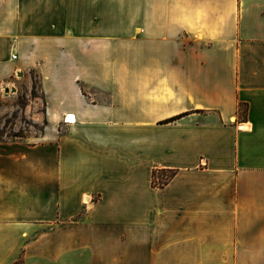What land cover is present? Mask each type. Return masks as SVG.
Returning <instances> with one entry per match:
<instances>
[{
	"label": "crops",
	"instance_id": "0c3cea01",
	"mask_svg": "<svg viewBox=\"0 0 264 264\" xmlns=\"http://www.w3.org/2000/svg\"><path fill=\"white\" fill-rule=\"evenodd\" d=\"M32 69L0 264H264V0H0V92Z\"/></svg>",
	"mask_w": 264,
	"mask_h": 264
},
{
	"label": "rangeland",
	"instance_id": "374dc122",
	"mask_svg": "<svg viewBox=\"0 0 264 264\" xmlns=\"http://www.w3.org/2000/svg\"><path fill=\"white\" fill-rule=\"evenodd\" d=\"M25 75L31 80L30 86L26 77L21 76L16 84L0 92V139L2 140L33 139L44 127L40 75L36 69L27 71ZM33 80L36 82V97L32 96L31 92ZM35 100H40L39 105Z\"/></svg>",
	"mask_w": 264,
	"mask_h": 264
},
{
	"label": "trees",
	"instance_id": "16d2710c",
	"mask_svg": "<svg viewBox=\"0 0 264 264\" xmlns=\"http://www.w3.org/2000/svg\"><path fill=\"white\" fill-rule=\"evenodd\" d=\"M34 70V69H33ZM32 96L36 97V82L35 80H33L32 83ZM42 96V95H41ZM24 102H22L23 104ZM247 111H248V104L245 102H239L238 103V119L245 121L247 118ZM198 112H202L201 110ZM190 112H184L169 118H166L164 120L161 121V123H171V122H175L183 117H185L186 115H188ZM47 120L44 121V125L47 124ZM43 130V129H42ZM177 171L176 170H172V169H165V168H156L153 171L152 177H153V185L156 187H162L166 184H168V182L176 175ZM19 262H16V264H18Z\"/></svg>",
	"mask_w": 264,
	"mask_h": 264
},
{
	"label": "built area",
	"instance_id": "2783aa9c",
	"mask_svg": "<svg viewBox=\"0 0 264 264\" xmlns=\"http://www.w3.org/2000/svg\"><path fill=\"white\" fill-rule=\"evenodd\" d=\"M8 90V89H7ZM71 118V119H70ZM74 118V116L73 115H68V116H66V118H65V121H72V120H75V119H73Z\"/></svg>",
	"mask_w": 264,
	"mask_h": 264
}]
</instances>
